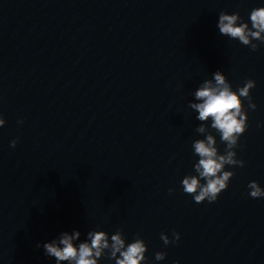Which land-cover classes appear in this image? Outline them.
Masks as SVG:
<instances>
[{"label": "water", "instance_id": "water-1", "mask_svg": "<svg viewBox=\"0 0 264 264\" xmlns=\"http://www.w3.org/2000/svg\"><path fill=\"white\" fill-rule=\"evenodd\" d=\"M257 7L264 0H0V264H56L42 245L62 232L80 231L78 244L118 229L145 241L147 264H264V198L248 188H264V44L252 51L217 27L221 11L251 26ZM218 70L233 90L256 82V109L244 101L245 166H226L227 190L196 203L182 180L204 137L188 105Z\"/></svg>", "mask_w": 264, "mask_h": 264}, {"label": "clouds", "instance_id": "clouds-1", "mask_svg": "<svg viewBox=\"0 0 264 264\" xmlns=\"http://www.w3.org/2000/svg\"><path fill=\"white\" fill-rule=\"evenodd\" d=\"M249 19L251 26L243 21L239 12L228 14L221 11L217 27L221 35L238 40L242 45L256 51L259 44H264V7L252 9ZM255 86L256 82L248 79L242 87L233 90L225 74L218 70L213 73V79L204 80L193 93L196 102H190L188 106L198 113L196 119L200 124L196 132L204 138L192 142L193 155L199 157L193 166L196 174L186 175L182 180V188L184 193L193 196L196 203H203L205 200L213 203L221 192L227 190L234 172L226 170V166H245L244 160L237 159L236 149L239 147L240 137L248 128L244 101L247 100L249 109H256L251 96V90ZM5 123L0 115V127ZM210 129L215 130L220 136V143L226 145L223 154L220 153L216 136ZM17 142V139L12 140L11 146L15 147ZM248 188L252 198H264V188L257 181H251ZM172 191L173 189H169L170 193ZM172 236L173 239L170 240L168 235L161 234L166 246L179 241L178 232L173 231ZM80 238L81 233L78 230L62 232L57 238L42 245L44 254L54 257L56 264H99L104 257L114 260L115 264H147V245L139 234L131 243H126V237L120 229L110 237L106 231H89L87 238L77 244ZM36 247L41 245L37 244ZM165 256L166 253L157 252L155 259L160 261Z\"/></svg>", "mask_w": 264, "mask_h": 264}]
</instances>
